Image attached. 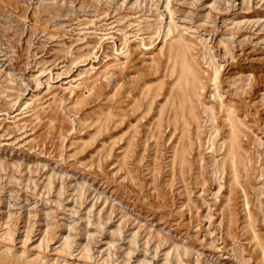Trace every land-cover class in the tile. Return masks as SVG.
I'll use <instances>...</instances> for the list:
<instances>
[{
	"label": "rangeland",
	"instance_id": "obj_1",
	"mask_svg": "<svg viewBox=\"0 0 264 264\" xmlns=\"http://www.w3.org/2000/svg\"><path fill=\"white\" fill-rule=\"evenodd\" d=\"M0 264H264V0H0Z\"/></svg>",
	"mask_w": 264,
	"mask_h": 264
}]
</instances>
